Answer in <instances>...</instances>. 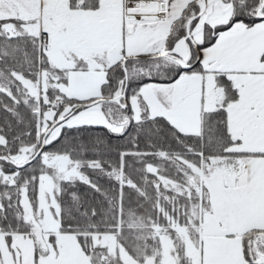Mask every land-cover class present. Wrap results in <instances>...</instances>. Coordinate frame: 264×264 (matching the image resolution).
<instances>
[{
	"label": "snow or ice",
	"instance_id": "6c2138e0",
	"mask_svg": "<svg viewBox=\"0 0 264 264\" xmlns=\"http://www.w3.org/2000/svg\"><path fill=\"white\" fill-rule=\"evenodd\" d=\"M0 264H264V0H0Z\"/></svg>",
	"mask_w": 264,
	"mask_h": 264
},
{
	"label": "trees",
	"instance_id": "16d2710c",
	"mask_svg": "<svg viewBox=\"0 0 264 264\" xmlns=\"http://www.w3.org/2000/svg\"><path fill=\"white\" fill-rule=\"evenodd\" d=\"M3 119V114L2 113H0V120H2Z\"/></svg>",
	"mask_w": 264,
	"mask_h": 264
}]
</instances>
